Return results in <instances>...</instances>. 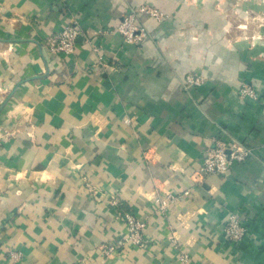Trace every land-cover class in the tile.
Here are the masks:
<instances>
[{"label":"crops","instance_id":"crops-1","mask_svg":"<svg viewBox=\"0 0 264 264\" xmlns=\"http://www.w3.org/2000/svg\"><path fill=\"white\" fill-rule=\"evenodd\" d=\"M188 2L0 0V264H264V39L229 36ZM141 4L173 17L140 14L151 38L135 46L115 30ZM74 18L75 53H49ZM188 73L205 83L186 87ZM244 84L256 99L240 97ZM214 139L253 153L198 181ZM128 212L147 247L105 257ZM233 212L248 229L239 246L222 233Z\"/></svg>","mask_w":264,"mask_h":264},{"label":"built area","instance_id":"built-area-1","mask_svg":"<svg viewBox=\"0 0 264 264\" xmlns=\"http://www.w3.org/2000/svg\"><path fill=\"white\" fill-rule=\"evenodd\" d=\"M140 14H147L155 18L159 23L165 20V15L152 5L141 4L137 7H130L125 11L120 24L115 30L124 37L127 44L140 46L143 41L151 38L149 30L137 22ZM101 33H107V31ZM83 34L84 30L82 29V25L78 19L74 18L72 23L64 30L51 34L45 40V48L51 54L59 56L72 55L75 53L77 42ZM87 41L88 40L86 39V42ZM95 49L96 51L98 50L97 47ZM99 61L106 68L114 65L107 63L102 56L99 58ZM204 83L205 79L202 75L188 73L185 77L184 85L186 87L189 85L201 86ZM239 94L241 98H257L256 88L250 84H244L241 87ZM126 123L131 122L127 119ZM252 153L253 152L250 148L237 140L225 142L220 139H214L204 155L199 172H197L194 177L196 180L201 181L209 175H225L233 164L244 162L252 155ZM86 186L90 194L95 193V190L90 183H87ZM189 194L190 191L187 190L183 192V194L169 196L165 200H162L160 205L156 206L157 208H155V212L162 216L167 215L174 203ZM109 203L115 208L120 206L118 200L112 196H110ZM119 218L125 222L128 228L127 234L119 240L110 242L101 247V252L105 257H112L128 247H138L143 249L147 247L144 235L145 223L140 221L139 218L131 212L119 216ZM247 231L248 229L243 218L236 212L228 215L222 228V233L226 236L227 240L235 246H239L245 242L248 233ZM179 259L185 264L190 263L189 257L185 254H181Z\"/></svg>","mask_w":264,"mask_h":264},{"label":"rangeland","instance_id":"rangeland-1","mask_svg":"<svg viewBox=\"0 0 264 264\" xmlns=\"http://www.w3.org/2000/svg\"><path fill=\"white\" fill-rule=\"evenodd\" d=\"M188 3L193 7L191 10H213L221 26H232L229 36H246L258 41L264 39V0H189ZM161 12L165 15L164 19L173 17Z\"/></svg>","mask_w":264,"mask_h":264}]
</instances>
